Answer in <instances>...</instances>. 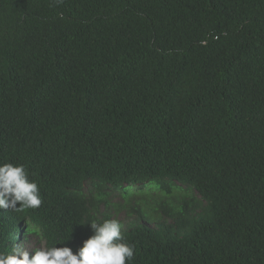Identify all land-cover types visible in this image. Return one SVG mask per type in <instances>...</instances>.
<instances>
[{"label":"trees","instance_id":"trees-1","mask_svg":"<svg viewBox=\"0 0 264 264\" xmlns=\"http://www.w3.org/2000/svg\"><path fill=\"white\" fill-rule=\"evenodd\" d=\"M5 163L42 204L0 253L117 208L130 264H264V0H0Z\"/></svg>","mask_w":264,"mask_h":264},{"label":"clouds","instance_id":"clouds-1","mask_svg":"<svg viewBox=\"0 0 264 264\" xmlns=\"http://www.w3.org/2000/svg\"><path fill=\"white\" fill-rule=\"evenodd\" d=\"M62 3L63 0H55L57 6ZM41 204L40 189L35 181L29 180L23 165L0 164V210L21 213L37 209ZM85 224L93 234L75 253L67 246L43 245L28 250L16 244L9 253H0V264H130L135 248L125 241L118 220H93ZM33 230L40 232L39 228Z\"/></svg>","mask_w":264,"mask_h":264},{"label":"rangeland","instance_id":"rangeland-1","mask_svg":"<svg viewBox=\"0 0 264 264\" xmlns=\"http://www.w3.org/2000/svg\"><path fill=\"white\" fill-rule=\"evenodd\" d=\"M140 190H142V189H136L133 191H140ZM113 203H115L116 205H120V206L123 205V203L120 200H116V199L113 200ZM132 207H134V206H132ZM136 210H139V209H137V207H136ZM136 218H138V212L137 211L134 212V211H129V209L124 210V209H117L116 208V209H114V213L111 215L110 220L111 219L118 220L121 223L122 228H124L126 224L132 222ZM43 245H44V242L39 241V239L31 238L27 242H25L24 247L27 248L28 250H34L36 247L43 246Z\"/></svg>","mask_w":264,"mask_h":264}]
</instances>
